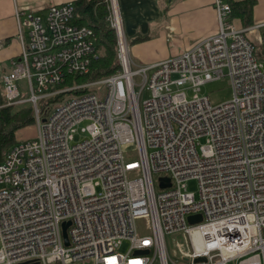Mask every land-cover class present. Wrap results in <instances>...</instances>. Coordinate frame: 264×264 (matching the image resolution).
<instances>
[{
  "label": "built area",
  "instance_id": "1",
  "mask_svg": "<svg viewBox=\"0 0 264 264\" xmlns=\"http://www.w3.org/2000/svg\"><path fill=\"white\" fill-rule=\"evenodd\" d=\"M105 3L120 69L75 83L69 77L88 76L100 57L95 30L75 23V3L45 14L16 8L22 53L2 97L33 106L36 135L0 162V264H264V61L254 42L264 46V23L237 27L230 3L215 0L216 34L142 65L119 0ZM225 77L231 100L199 95Z\"/></svg>",
  "mask_w": 264,
  "mask_h": 264
},
{
  "label": "crops",
  "instance_id": "2",
  "mask_svg": "<svg viewBox=\"0 0 264 264\" xmlns=\"http://www.w3.org/2000/svg\"><path fill=\"white\" fill-rule=\"evenodd\" d=\"M242 1V0H237ZM75 0H0V97L2 77L22 53L16 8L45 14L49 6ZM215 0H119L132 57L142 65L176 56L218 32ZM237 27H245L238 18ZM264 23V0H257L253 24ZM29 41L28 30L24 31Z\"/></svg>",
  "mask_w": 264,
  "mask_h": 264
},
{
  "label": "trees",
  "instance_id": "3",
  "mask_svg": "<svg viewBox=\"0 0 264 264\" xmlns=\"http://www.w3.org/2000/svg\"><path fill=\"white\" fill-rule=\"evenodd\" d=\"M230 3L231 19L238 18L245 27L252 26L254 8L257 0H226ZM75 23L80 26L92 27L97 35V44L102 51L100 57L93 62L92 71L86 77H69V83L100 79L116 73L120 69L115 32L107 22V4L105 0H75ZM36 123L33 106H7L0 97V162L10 149L19 142L25 129Z\"/></svg>",
  "mask_w": 264,
  "mask_h": 264
},
{
  "label": "rangeland",
  "instance_id": "4",
  "mask_svg": "<svg viewBox=\"0 0 264 264\" xmlns=\"http://www.w3.org/2000/svg\"><path fill=\"white\" fill-rule=\"evenodd\" d=\"M248 37L254 39L253 35H251V37H250V35H248ZM254 42L257 46L256 54L258 55V57L260 59H262L264 61V46L260 45L256 41H254ZM97 47H98L97 48L98 52L100 53L102 51V49H100V46L98 44H97ZM21 86L25 90V88H26L25 81L21 82ZM183 89H184V92L186 93L187 98L189 100H192L195 96V93L193 92V90L189 89L188 87H184ZM24 95L27 96L28 95L27 92H24ZM199 95L200 96H208L214 105H219L221 103H224V102L231 100L233 97V92H232V88H231L228 77H225L219 81L206 84L204 87H202L201 93H199ZM147 97H148V93H145L144 98H147ZM35 135H36V130H35V125H34L28 129H25L22 132V135L20 136V138L18 140L33 138V137H35ZM82 138H83V136L81 135V136H78L76 138V140H80ZM155 181H156V187L159 190L160 188H159V185L157 183L158 182L157 177H155ZM188 189L191 192H194L197 198L199 197V186H198V182L196 180H192L188 183ZM146 224H147L146 221L143 219H140L137 222L138 230L143 235L149 234ZM167 243H168V249H169L170 253L173 254L175 249H176V247H175L176 240L174 239L173 236H168L167 237ZM129 248H130V242L124 241V243L120 247L119 251L121 253H127Z\"/></svg>",
  "mask_w": 264,
  "mask_h": 264
},
{
  "label": "water",
  "instance_id": "5",
  "mask_svg": "<svg viewBox=\"0 0 264 264\" xmlns=\"http://www.w3.org/2000/svg\"><path fill=\"white\" fill-rule=\"evenodd\" d=\"M159 182H160V186L165 188V187H170L171 183H170V179L169 178H166V177H161L159 179ZM202 220V217L200 215L198 216H191L189 218V222L191 224H195V223H198ZM71 225V222H64L63 223V235H64V240H65V244L68 246L69 245V238H68V228L69 226ZM142 253L144 254H148V250H144L142 251ZM205 259L204 258H199L196 260V262H201V261H204ZM25 264H33V263H25Z\"/></svg>",
  "mask_w": 264,
  "mask_h": 264
}]
</instances>
